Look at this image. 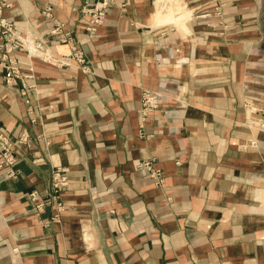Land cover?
<instances>
[{
  "label": "crops",
  "instance_id": "0c3cea01",
  "mask_svg": "<svg viewBox=\"0 0 264 264\" xmlns=\"http://www.w3.org/2000/svg\"><path fill=\"white\" fill-rule=\"evenodd\" d=\"M0 4L90 69L19 55L27 109L0 64V131L33 140L0 174V264H264V0H117L91 36L82 0ZM144 89L163 97L140 129ZM57 168L63 210L38 215Z\"/></svg>",
  "mask_w": 264,
  "mask_h": 264
},
{
  "label": "built area",
  "instance_id": "2783aa9c",
  "mask_svg": "<svg viewBox=\"0 0 264 264\" xmlns=\"http://www.w3.org/2000/svg\"><path fill=\"white\" fill-rule=\"evenodd\" d=\"M117 4V0H82L81 15L85 20L86 31L91 35L96 34L104 25L108 9ZM5 5L0 4V49L2 52L0 64L3 66L5 75V86L13 90L26 105L30 108V100L27 98L28 90L33 85H27L23 82L19 88V82L33 77V69L22 67L17 57L21 54L28 58L37 57L42 61L52 64L58 68L75 66L81 68L84 72L90 71L87 57L84 49L80 45L74 44L69 53L58 54L50 50L43 39H37L31 34L19 33L12 19L3 15ZM49 18L53 17V9L48 7L43 12ZM63 26L58 24L51 31L52 34H60ZM67 41V40H65ZM162 93L144 89L141 99L140 110V129L146 125L148 118L154 114L161 106ZM33 140L27 133H23L13 138L0 131V174L7 178H17L19 170L17 165L20 161V150L31 148ZM139 169L145 170L157 185L165 180V172L155 163V159L145 160L139 165ZM69 184L68 176L57 168L53 172L51 192L46 198H42L37 191L29 194L33 210L38 215L41 214L48 206H51L56 212V218L63 210V204L60 201V192Z\"/></svg>",
  "mask_w": 264,
  "mask_h": 264
}]
</instances>
